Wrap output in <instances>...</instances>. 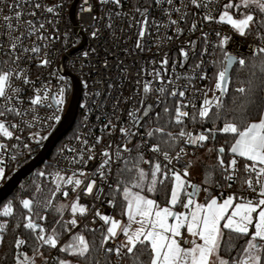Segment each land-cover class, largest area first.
<instances>
[{"label":"built area","instance_id":"obj_1","mask_svg":"<svg viewBox=\"0 0 264 264\" xmlns=\"http://www.w3.org/2000/svg\"><path fill=\"white\" fill-rule=\"evenodd\" d=\"M228 1L0 0V187L10 168L60 123L72 75L83 88L78 113L57 143L55 173L47 180L78 201V226H106L116 174L136 155L156 160L165 177L192 173L193 153L216 133L193 121L204 118L210 98L213 106L222 97L223 76L214 80L218 63L264 53L263 35L239 31L224 17ZM167 101L174 102L179 129L174 148L163 150L154 139L155 120ZM223 171V179L204 186L216 191L218 203L264 199L258 160L250 161L246 187L239 185V155L224 162ZM176 242L198 243L186 229ZM60 243L47 254L40 246L26 264H57ZM127 250L124 235H109L98 264H119Z\"/></svg>","mask_w":264,"mask_h":264},{"label":"trees","instance_id":"obj_2","mask_svg":"<svg viewBox=\"0 0 264 264\" xmlns=\"http://www.w3.org/2000/svg\"><path fill=\"white\" fill-rule=\"evenodd\" d=\"M149 2L150 0H143ZM152 1V0H151ZM238 0H229L226 10L235 17L243 16ZM231 2V5H230ZM254 18L246 27L248 33H259L264 36V12L253 11ZM226 58L218 63L215 82L224 75ZM264 112V53L254 56H241L232 69L226 90L219 102L211 106L204 118L193 122L210 127L216 131L211 133L206 145L193 153L196 180L205 190L206 198L215 194L210 187L216 179H223V163L230 162L233 157L232 148L240 132L251 122L258 120ZM235 126V132L225 133L221 128L225 125ZM179 126L174 120V102L167 101L160 116L155 120L154 139L163 149H172L176 145V132ZM75 130V129H74ZM72 130L68 135L74 133ZM65 136V137H66ZM35 147L26 156L14 164L8 174L10 178L16 170L27 163L41 148ZM58 144L48 159L41 163L34 172L20 182L14 191L0 202V264H21L17 257L18 241L23 240L22 250L31 256L42 244L43 232L48 241L41 247L44 254L49 253L56 242H61V256L72 257L82 264H98L100 254L107 238L106 226L90 229L78 226L74 213L64 206L68 199L62 188L47 180L55 169L53 158ZM241 157V173L239 185L246 187L248 183L247 168L250 160ZM156 160L146 161L140 155L126 161L118 170L109 197L112 201V212L125 216L127 188H135L144 171L146 177L145 191L161 204L169 202L173 176H163ZM47 172V173H44ZM195 171V172H194ZM48 174V175H47ZM8 205L5 209V206ZM78 219V215H77ZM35 227L32 228L31 225ZM218 244V254L226 259L225 264H239L245 252L251 246V233L238 228L223 225ZM50 234V235H49ZM65 250L61 245L67 243ZM260 258L258 264H264V239L259 242ZM152 249L148 240L139 241L134 248L127 250L119 264H150ZM60 258V257H59Z\"/></svg>","mask_w":264,"mask_h":264},{"label":"rangeland","instance_id":"obj_3","mask_svg":"<svg viewBox=\"0 0 264 264\" xmlns=\"http://www.w3.org/2000/svg\"><path fill=\"white\" fill-rule=\"evenodd\" d=\"M236 5L242 7L243 16L235 17L232 12L226 10L224 17L239 28L237 29L239 31H243L240 29H246L251 24L254 18L253 11L264 12V0H238ZM4 85L5 78L0 73V91ZM219 100L218 98L214 101L213 105L217 104ZM211 105L210 98L209 107L203 111L202 116L205 117L208 114ZM77 124L78 120L73 130ZM248 128L249 125L240 132L236 142L241 137L242 142L240 143L245 142L242 135L247 132ZM159 170L160 168H156L155 173H158ZM44 173L47 172L44 171ZM61 175L64 176L62 173ZM141 176V181L135 188H127L125 191L127 200L125 216L114 211L104 215L107 237L109 235H124L125 243L129 249L134 248L139 241L148 240L152 247L150 264H210L223 225L226 227L235 226L243 232L251 233L252 244L239 264L259 263L260 248L258 243L264 239V199L259 201L253 199L235 200L233 197H226L222 203H218L216 193L205 198L206 192L200 188H198V194L191 196L190 187L196 179L195 173H177L173 176L169 202L161 204L144 190L146 184L144 171ZM55 185L57 188H61L59 184ZM203 204H205V208H202ZM64 206L70 208L75 215L74 220L77 222V215L81 209L78 201L68 198L64 201ZM182 229L193 233L197 240L201 239L202 249L200 252L185 249L176 242V237ZM43 236H45L44 232ZM46 239L48 241L49 238L46 237ZM67 244L68 242L61 245V250H65ZM22 245L23 240L20 239L17 244V257L21 264H26L30 260V256L23 253ZM57 264L82 263L72 257H63L60 253Z\"/></svg>","mask_w":264,"mask_h":264},{"label":"water","instance_id":"obj_4","mask_svg":"<svg viewBox=\"0 0 264 264\" xmlns=\"http://www.w3.org/2000/svg\"><path fill=\"white\" fill-rule=\"evenodd\" d=\"M237 60L238 57L235 55H229L227 58L224 75L222 77V96L224 95L232 69L237 63ZM71 77L73 81V92L67 110L60 123L43 142L37 154L16 170L15 173L0 187V202L5 200L22 180L30 176L41 163L48 159L59 140L72 128L77 117L83 88L80 80L76 76L72 75ZM197 190V184L194 183L191 188V196H194Z\"/></svg>","mask_w":264,"mask_h":264},{"label":"crops","instance_id":"obj_5","mask_svg":"<svg viewBox=\"0 0 264 264\" xmlns=\"http://www.w3.org/2000/svg\"><path fill=\"white\" fill-rule=\"evenodd\" d=\"M242 136L245 139V142H244L245 144L240 143L242 142V137L237 142L235 141L233 148H232V152H233L232 159L234 158V156L239 155V156L245 157L246 159L250 161L258 160L261 163V168L264 172V112L258 120L253 121L249 124V128L247 132ZM192 186L193 184L190 187V192H191ZM263 190H264V185H263ZM198 192L199 191L197 190L195 194H198ZM234 228L236 227L234 226ZM222 230H220L219 232L218 240L215 244V247L213 250V256H212V260L210 264H225L226 262V259L218 254V244L221 238ZM191 234L193 236V233ZM194 238L197 239V237H194ZM197 241L199 242L197 243V245L192 246V247H183V248L193 249L196 252H200L202 249V242H201V239Z\"/></svg>","mask_w":264,"mask_h":264}]
</instances>
